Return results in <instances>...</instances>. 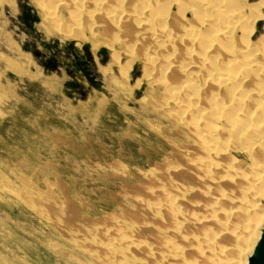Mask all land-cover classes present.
Wrapping results in <instances>:
<instances>
[{"label":"bare ground","instance_id":"1","mask_svg":"<svg viewBox=\"0 0 264 264\" xmlns=\"http://www.w3.org/2000/svg\"><path fill=\"white\" fill-rule=\"evenodd\" d=\"M35 1L48 5V33L63 26L74 40L113 50L115 64L119 45L127 70L140 60L147 103L192 134L191 146L175 151L184 167H163L157 188H145L159 199L135 201L156 223L114 218L92 229L91 237L110 233L85 246L95 264H247L264 228V35L256 27L264 0Z\"/></svg>","mask_w":264,"mask_h":264},{"label":"rangeland","instance_id":"2","mask_svg":"<svg viewBox=\"0 0 264 264\" xmlns=\"http://www.w3.org/2000/svg\"><path fill=\"white\" fill-rule=\"evenodd\" d=\"M34 1L0 0V264H95L85 246L110 233L91 237L92 229L114 218L156 223L135 201H156L146 189L177 166L175 151L192 134L149 105L140 60L127 70L119 45L117 65L113 50L74 40L63 26L48 33V5ZM256 27L260 38L264 20Z\"/></svg>","mask_w":264,"mask_h":264},{"label":"water","instance_id":"3","mask_svg":"<svg viewBox=\"0 0 264 264\" xmlns=\"http://www.w3.org/2000/svg\"><path fill=\"white\" fill-rule=\"evenodd\" d=\"M247 264H264V228L248 258Z\"/></svg>","mask_w":264,"mask_h":264}]
</instances>
